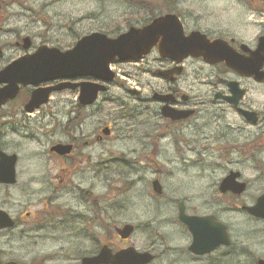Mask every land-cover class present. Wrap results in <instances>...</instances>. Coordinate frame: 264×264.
<instances>
[{
	"label": "flooded vegetation",
	"instance_id": "1",
	"mask_svg": "<svg viewBox=\"0 0 264 264\" xmlns=\"http://www.w3.org/2000/svg\"><path fill=\"white\" fill-rule=\"evenodd\" d=\"M254 13V16L260 18V22L245 30L243 35L206 28L199 24V31L209 40H220L219 54H229L235 61L248 64L247 73L234 70L224 61L209 63L203 56L188 57L177 62L162 57L153 49L136 61L115 60L112 64L115 74L112 82L105 92L98 94L96 102L92 105L79 103L80 87L54 93L57 96L75 94L77 97V100L71 103H67L68 99H65L61 104L62 101L59 100L55 105L57 113L53 114V131L60 136L50 147L64 144L69 145L71 150L62 155L51 152L49 148V154L61 167L58 171H50L49 181L45 185L41 179H37L38 177L21 179L25 201L23 200L20 206L23 210L19 218L13 217L15 225L12 228L0 230L2 232L17 229L21 237L32 241L51 238L58 241L53 253L38 257L36 261H33V257L30 264H81L86 258L98 257L103 250H110L115 254L131 246L137 248L130 243V238L135 232L130 238L124 239L117 229L124 224H134L135 219H138L136 185L139 179L127 178L111 192L113 185L107 178L109 158L106 156L104 159L106 153L101 149L102 144L105 145L112 134H115V142L119 143L133 139V135H129L133 132L132 129H120L118 125L125 127L144 124L150 127L151 131L152 128L157 129L159 121L162 125H158L164 128L161 133L163 136L178 131L183 134L189 128L199 127V139L204 133V127H216L222 132L215 138L232 139L231 143L236 135L245 132L248 143L244 147H227L243 150L259 164L258 158L264 153V12ZM16 45L18 46L17 42ZM191 65H198V70L191 72ZM67 81L71 84L104 82L93 77H78L64 82ZM59 83H62V80L52 82L51 85ZM194 84H199V95L191 92V86ZM112 85H117L116 87L132 98L134 103L131 104L121 95L107 98ZM129 88L137 90L138 93H130ZM32 92V87L21 88L18 96L4 107L11 106V110L4 115L8 118L7 121L0 124H5L9 133L12 134L13 129L24 123L25 119L35 118L36 113L43 109L41 107L33 113L24 111V105ZM107 101L115 102L117 108H130L134 120H130L128 124L120 123L122 119L114 114L111 119H107L104 105ZM61 105L64 107H60ZM166 107L173 112L188 114L183 118L173 119L171 116H165ZM19 112L23 115L22 120L16 119ZM228 115L233 116V121L227 119ZM160 130L159 127L157 131ZM136 152H122L115 157L127 158ZM94 158L98 160H91ZM89 161H92V165L88 164ZM102 171H105L104 184L100 185L103 190L105 187L107 189L104 193L99 189L98 193L94 188L99 185L86 181L93 180ZM231 172L239 174L235 182L245 185L240 194L231 189L224 192L221 190L224 179ZM51 180L52 183H49ZM18 183L19 175L14 185L0 186L10 188ZM32 185L37 186L34 188L37 193L29 190ZM215 186L217 199L215 205L207 212L189 210L184 202L187 214L210 216L208 218L212 220L209 228L213 231L206 240H201L199 252L190 250L193 237L187 226L178 219V201L174 228L180 226L184 231L181 233L183 237L168 238L161 231L146 232L144 235L147 244L143 249H137L153 255L149 264H158L161 260L169 261L159 264H184L183 260L188 261V264H264V218L253 216L243 208L255 205L258 197L264 193V171H225L215 182ZM251 189L257 192L251 194L248 200L247 193ZM161 194L163 193L157 195ZM36 205H42L40 211L29 209ZM162 223L173 224V220H165ZM136 229L137 227L135 231ZM176 232L180 233L178 230ZM7 261L22 264L16 259L4 260L0 264Z\"/></svg>",
	"mask_w": 264,
	"mask_h": 264
},
{
	"label": "rangeland",
	"instance_id": "2",
	"mask_svg": "<svg viewBox=\"0 0 264 264\" xmlns=\"http://www.w3.org/2000/svg\"><path fill=\"white\" fill-rule=\"evenodd\" d=\"M146 1H148L146 6L139 7L132 6L124 0H0V51L2 53L0 69L24 54L23 47L15 43L25 36L32 39L31 51L41 44L66 49L86 33L92 31L118 33L132 24H141L150 19V10L156 14L168 10L167 0ZM244 2L240 0H174L168 6H171L172 11L176 10L180 13L189 29H199L200 24L202 27L243 35L245 30L253 28L256 22H260V18L253 15L255 10L246 4L248 2ZM197 67L198 65H191L189 70L191 72L198 70ZM198 85L191 86L193 88L191 92L196 95H199ZM117 95L125 97L131 104L134 103V100L126 96L124 91L115 87H112L106 97H117ZM75 98V94L53 95L49 106L43 107L39 113H36L35 118L25 119L24 123L13 129L12 134L7 131L8 127L5 124L4 126L0 124V127L2 126L0 149L7 153H17L20 157L17 164L19 183L10 188L0 186V206L13 216L19 218L23 210L20 206L24 200L21 179L38 177L37 179H41L45 185L49 181L50 171H58L61 167L48 152L50 145L60 136L53 131V114L57 113L55 105L59 103V100L62 101L61 104L66 101L65 99H68L67 103H71L75 101ZM104 105L107 119H111L113 114L118 115L119 107H116L118 105L115 102L107 101ZM10 110L11 106L2 110L0 123L7 121L8 118L4 115ZM21 116L23 115L19 112L16 119L22 120ZM227 119L233 121V116L228 115ZM157 123L162 125V122L157 121ZM158 124L157 129L152 128L151 131L150 127L144 124L125 127L118 125L120 129H132L133 132L129 135H133V139L119 143L115 142V134H112L111 139L101 147L106 153L104 159L106 156L109 158L107 178L113 185L110 188L111 192H114L112 189L122 185L127 178L139 179L136 185L139 215L134 222L137 229L130 238V243L141 249L147 244L144 235L146 232L161 231L168 238L172 236L182 238L181 233H184L182 228L180 226L174 228L178 201H184L189 210L199 213L207 212L215 205L214 202L217 199L215 182L225 171H264V153L258 158L260 161L258 164L256 160H253L254 157H249L243 150L227 147L232 145L244 147L248 143L245 132L236 135L231 143L232 139L215 138L222 132L216 127H204L203 134H206H202L199 139V127L189 128L183 134L178 131L163 136L161 133L164 132V128ZM159 127L161 130L158 132ZM133 150L137 152L128 155L127 158L115 157L122 152L131 153ZM91 160L95 162L98 159ZM88 164L92 165V161ZM121 171L123 173H118ZM104 174L105 171H102L86 183L99 185L94 188L97 192L100 191L99 189L103 190L100 184H104ZM156 177H160L163 187L161 195L153 191L152 181ZM49 183H52V180ZM36 187L29 186V190L37 193L34 190ZM106 189L105 187L102 192L104 193ZM255 192H257L255 189L249 190L246 198L250 200V195ZM41 208L42 205L29 207L32 211H40ZM165 220H173V224L162 223ZM57 243L58 241L52 238L27 240L19 235L17 229L2 231L0 232V262L16 259L22 264L25 262L30 264L33 257H35L33 261H36L38 257L53 253ZM168 261L161 260L159 263ZM183 263L188 264V261L183 260Z\"/></svg>",
	"mask_w": 264,
	"mask_h": 264
},
{
	"label": "water",
	"instance_id": "3",
	"mask_svg": "<svg viewBox=\"0 0 264 264\" xmlns=\"http://www.w3.org/2000/svg\"><path fill=\"white\" fill-rule=\"evenodd\" d=\"M220 40H209L199 30L186 34L181 18L175 13H168L154 18L143 27L131 26L117 37H110L102 32H92L81 37L76 44L67 50L58 47L40 45L34 52H28L32 40L29 36L23 39L24 55L13 60L0 70V109L9 101L14 100L21 87H35L24 109L28 113L34 112L49 102L53 92L66 88L75 89L78 85L62 83L55 86H43L58 79H74L78 77H93L111 82L114 78L110 64L115 60L129 61L141 59L156 47L162 57L177 62L192 56L203 58L209 63L224 61L229 67L240 73L249 72L248 64L235 61L229 54H219ZM79 101L82 105H91L97 99L98 93L106 89L105 86L92 83L80 84ZM132 93H135L132 92ZM138 93V92H137ZM165 116L173 119L187 116V112H173L164 109ZM69 145L57 144L51 147V152L66 154L70 152ZM17 154H8L0 150V184H14L17 181ZM238 173L231 172L222 185L224 192L231 189L234 193L243 192L244 183L235 182ZM232 182V183H231ZM230 187L228 188V186ZM154 190L162 192L159 180L153 182ZM249 214L264 218V193L258 197L253 206H244ZM210 217V216H208ZM187 215L184 203H179V219L187 225L193 236L190 250L198 253L201 240H206L213 231L209 228L210 218ZM13 218L0 208V229L14 226ZM134 231V226L126 224L118 229L123 238H128ZM153 256L149 252H139L135 248H127L116 254L105 250L98 257L86 258L81 264H147ZM4 264H17L14 261Z\"/></svg>",
	"mask_w": 264,
	"mask_h": 264
},
{
	"label": "trees",
	"instance_id": "4",
	"mask_svg": "<svg viewBox=\"0 0 264 264\" xmlns=\"http://www.w3.org/2000/svg\"><path fill=\"white\" fill-rule=\"evenodd\" d=\"M124 1L127 2L128 4L132 5V6L136 5V6H139V7L146 6V2H148L146 0H124ZM173 1L174 0H169V1L167 0L166 1L167 2L166 5L167 4L170 5L171 2H173ZM242 1L243 2L244 1L248 2L246 4H248L249 6H251L255 10L264 11V0H242ZM168 5H167L168 11H172L171 10V6H168ZM150 12H151V16H150L151 18L150 19H152L156 15H155V12L153 10H150ZM175 12H177V11L175 10ZM150 19L147 20V21H150ZM147 21L145 23H147ZM119 33L120 32H118V33H109V35L115 36V35H117ZM0 54H2V53H0ZM118 115L122 119L121 121L125 122V124L130 123V120L131 121L134 120L133 115H132V110L130 108H124V107L121 108L120 112L118 113ZM1 129H2V126L0 127V136L2 135Z\"/></svg>",
	"mask_w": 264,
	"mask_h": 264
}]
</instances>
